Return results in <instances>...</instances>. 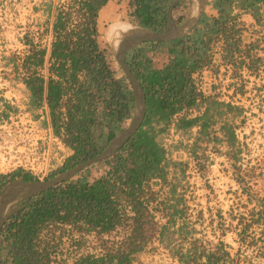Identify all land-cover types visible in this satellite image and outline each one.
I'll return each mask as SVG.
<instances>
[{
    "label": "trees",
    "instance_id": "obj_1",
    "mask_svg": "<svg viewBox=\"0 0 264 264\" xmlns=\"http://www.w3.org/2000/svg\"><path fill=\"white\" fill-rule=\"evenodd\" d=\"M108 1L67 0L57 8L49 53L51 64L46 78L31 69L43 65L44 49L33 47L31 54L24 58L23 66L28 72L24 81L31 94V108L37 109L43 100L46 101L54 132L63 135L64 143L72 150L64 166L47 178L99 153L123 129L121 123L132 114L134 98L130 84L124 75L119 79L114 77L108 64V46L102 47L97 41L99 10ZM171 1L131 0V17L145 27L163 30ZM262 4L264 0H212L216 17L202 19L200 26L182 38L166 43L149 42L156 48H165L170 56L161 69L153 67L144 45L129 50L127 62L141 82L146 97L141 127L118 153L99 162L108 166L104 174L99 173L96 163L72 179L21 201L20 205H25L12 213L1 227L2 264H48L49 249L59 224L70 226L71 234L93 235L102 251L79 258L74 264H132L136 254L146 249L152 238L149 231L154 229L141 197L150 190V180L157 178L165 183L168 167L178 164L166 158L157 136L164 132L175 113L197 105L196 98L201 95L195 90L192 74L209 63L212 42L221 38L224 58L237 66L247 62L249 69L255 71L259 64L264 65V54H258V50L264 52L259 39L241 48L243 26L238 24L233 13L235 9L251 11L257 17ZM180 5L178 2L175 8ZM257 25L264 28V19ZM202 100L207 106L204 113L194 118L181 117L177 122L181 129L199 124L198 141L208 140L209 134L215 133L208 107L221 106L214 100ZM218 130L227 142V154L235 160L236 167L234 132L225 125ZM214 140L220 141L217 136ZM198 143L194 144L193 152H203L204 147ZM246 175L251 180L254 177L253 171ZM16 177L37 180L20 171L0 175V189ZM234 177L241 193L247 196L243 205L247 210L236 218L233 229L237 253L242 247H250L255 249L257 257L264 258V194L251 191L244 176L235 174ZM173 191L175 186L172 185L171 194ZM149 199H154L153 193ZM125 204L131 206L133 216H127ZM248 205L252 206L248 208ZM128 225L131 226L130 234L120 236L118 233L119 238L111 237L117 228ZM164 226L160 227L158 241L168 248L162 236ZM45 228L49 230L41 240L40 233ZM183 231L179 230L181 238ZM170 251L183 264H236L237 258L224 250L223 243L211 251L193 241L186 251L181 245ZM201 257H205V262L200 263Z\"/></svg>",
    "mask_w": 264,
    "mask_h": 264
},
{
    "label": "built area",
    "instance_id": "obj_2",
    "mask_svg": "<svg viewBox=\"0 0 264 264\" xmlns=\"http://www.w3.org/2000/svg\"><path fill=\"white\" fill-rule=\"evenodd\" d=\"M67 0H58L57 7ZM45 0H0V175H10L20 171L28 174L37 180H43L61 169L72 150L63 141V135L54 132L50 121L45 120L42 112L38 116L31 108V94L27 88L24 78L28 72L23 66L24 58L31 54V49H44L45 59L42 66L32 67L45 78L49 75V53L51 43L54 38L53 23L55 16H51L45 9ZM256 32L260 47L264 48V28L257 25ZM258 54H264L258 50ZM239 59V58H238ZM110 65V63L108 62ZM237 64V63H236ZM227 61L224 58L223 40L220 38L212 42L210 46V61L206 65L198 68L192 74L195 90L201 96L196 98V106L184 107L175 113L164 132L157 136V140L165 150V156L172 160V154L176 148H180L185 155L181 171L169 179L167 178L161 190H150L141 200L145 202L146 215L153 223L152 238L148 242L146 251L157 250L171 264L178 259L171 253L170 249L164 247L159 241V230L163 223L168 221L169 210L167 204L171 199L170 189L177 180L175 193L184 199L185 205H190L192 201L190 194L199 190H206L211 185L210 172L216 169L228 180L235 181L234 167H230L231 158L227 154L229 147L222 134H209V139L198 141L200 125H194L188 129L177 127L179 118H194L201 115L206 108V103L202 98L214 100L224 106L240 107L243 110L241 122L233 126L235 137L234 151L236 152L237 165L242 168H253L252 159L248 156L250 134H258L256 129L249 130L244 125L245 107L241 104L243 89L247 88L249 79L253 78L255 89L261 96H264V65L259 64L255 71L249 69L246 63L241 66ZM110 67V66H109ZM113 72L112 68L110 67ZM114 77L115 73L113 72ZM116 78V77H115ZM240 99V100H239ZM46 101L43 100V104ZM264 107V104H263ZM129 120H126V122ZM253 131V133L251 132ZM217 136L220 141L215 142ZM196 142L204 147L203 152H193ZM257 147L264 154V126L261 131L260 140ZM202 154L204 157H202ZM125 155V153H124ZM169 173V169H168ZM235 183H237L235 181ZM154 194V199L150 200V194ZM189 208V206H188ZM125 212L128 217L134 215L131 206L125 204ZM189 210V209H188ZM131 224V222H129ZM50 248V262L48 264H74L79 258L89 254H99L90 252L88 248L89 238H94L90 234H79L70 232V226L59 224ZM66 230L69 237V244L65 249L59 244L63 240V233ZM49 229H43L40 239L44 240ZM131 226L117 228L111 233V237L119 238L121 235L130 234ZM117 233V234H116ZM120 236H117L119 235ZM67 237V236H66ZM95 239V238H94ZM156 241L153 242L152 241ZM96 241V239H95ZM156 246H155V245ZM63 253L61 261L56 260L58 246ZM68 250V255L66 251ZM228 251L227 249H224ZM70 256V258H67ZM59 257V256H58ZM57 257V259H58ZM136 257L132 264L136 263ZM227 264V263H226Z\"/></svg>",
    "mask_w": 264,
    "mask_h": 264
},
{
    "label": "rangeland",
    "instance_id": "obj_3",
    "mask_svg": "<svg viewBox=\"0 0 264 264\" xmlns=\"http://www.w3.org/2000/svg\"><path fill=\"white\" fill-rule=\"evenodd\" d=\"M131 0H124L121 2H117L114 5V9L111 13H107L106 9L102 13L103 17L100 20L99 32H100V41L102 44H106L108 46V52L110 53L109 63L113 72L120 77L124 75L122 69L120 68L117 61L114 59V56L111 52L110 46L108 44L109 37L111 33L109 29L114 28V24L119 22H137L134 18L131 17L130 12L132 8L129 3ZM189 14L187 0H182L180 7H178L174 13L172 14L173 19L176 24L187 18ZM178 22V23H177ZM99 24V21H98ZM125 25V24H123ZM118 27V26H117ZM153 44H149L147 46H152ZM148 47V48H150ZM256 81L251 78L247 84V88L243 89V95H241V104L245 107L244 110L247 113L245 115L244 125L247 126L249 130L256 129L258 134H250L249 139V147H248V156L251 157L253 168L245 167L242 168L241 165H237L234 167L235 173L237 176H244V180L248 181L251 188V191L254 193L263 192L264 186V154L260 152L259 147H257V143L260 140L261 131L264 126V96H261L259 92L255 89ZM240 100V99H239ZM126 127V126H125ZM253 133V131H251ZM102 167V163H97L98 170ZM237 168L239 170H237ZM253 171V179H249V175H246L248 172ZM211 177V185H208L206 190H199L198 192L190 194L191 202L189 203L188 212L190 215L194 216L196 222V228L199 232L205 231L210 236L211 234H220V231H223L225 228L232 226L235 227L237 223L236 218L239 217V214L242 212L245 213L247 209L243 207L246 203L247 196L241 193L240 186L232 180H228L221 173H218L216 169L210 172ZM45 180V179H43ZM221 204L226 208V215L218 222L217 210L220 209ZM21 206V205H17ZM252 205H248V208ZM223 216V215H222ZM224 219V220H223ZM227 223V227L225 224ZM221 224V225H220ZM224 225V226H223ZM60 233H63V240L59 243L62 249H65L69 244V237L66 234V230L61 229ZM204 235H207L204 233ZM67 236V237H66ZM202 237V236H201ZM88 242V248L90 252H98L99 248L94 238L90 237ZM152 241L151 244H153ZM157 244V242H156ZM60 245L58 246V252L55 255L56 260L64 261L62 259L63 253L60 251ZM155 245V244H154ZM156 246V245H155ZM236 248H238L236 246ZM68 255V250L66 251ZM146 256L143 259H137L135 264H171L167 261L157 250L146 251ZM236 255V264H255L254 261L258 258L256 256V251L253 248L242 247L241 250L237 253L234 252V256ZM59 256V257H58ZM58 257V259H57ZM67 258H70L68 256Z\"/></svg>",
    "mask_w": 264,
    "mask_h": 264
},
{
    "label": "crops",
    "instance_id": "obj_4",
    "mask_svg": "<svg viewBox=\"0 0 264 264\" xmlns=\"http://www.w3.org/2000/svg\"><path fill=\"white\" fill-rule=\"evenodd\" d=\"M45 1H46L45 3L46 11L48 12L49 15L55 16L57 8H58L57 7L58 0H45ZM121 1H124V0H109L107 4L99 10L98 19H97V21H99V24H97L98 26L97 41L99 45H101L102 47L107 46L106 44H102L100 41L101 34L99 32V26H100V20L103 17L102 11L106 9L107 13H111L112 10L114 9L115 3L121 2ZM177 8L173 9L172 14ZM188 11L190 14V1L188 5ZM233 13L236 15L238 24L243 26V30L241 31V34H240L241 48H243L245 45L250 44L251 42L256 40L257 37L259 36V34L256 32L255 29H256L257 23L261 19H264V4L259 6L257 10V17H255L253 12L251 11L243 12L241 10L235 9ZM189 14L187 18L189 17ZM216 16H217V10L213 7L212 0H207V3L203 9L199 22L202 19H208V18H212ZM187 18L179 22L177 25L183 24L187 20ZM199 22L194 27L200 26ZM141 45H144L143 47H147L146 55L148 56V58H150L153 67L157 69H161L168 63L170 56L165 48H159V47L156 48L153 45L151 47L147 46L149 45V42L143 43ZM115 77L119 79L122 76L120 77L119 74L117 75L115 74ZM205 110L201 112V114L204 113ZM33 111L36 116H38L39 112H42L45 120L50 121V112H49L47 103L43 104V106L41 104L39 108L33 109ZM207 113L211 121L213 130L217 131V133L215 134L220 133L218 129L223 125H225L227 128H230L231 131H233V126L240 123L241 119L243 118L242 108L235 107V106H224L222 104L221 106H218L217 108H213L212 106H209L207 109ZM132 114H133V111H132ZM132 114L130 115L129 118L125 119L121 123V126L123 128H125V126L127 127L128 124L130 123ZM126 120H129V121L126 122ZM184 160H185L184 153L182 152L180 148H176L172 154L171 161L177 162L178 164H177V167H172V166L168 167L169 169V173H167L168 179L172 176H176L181 171L182 163H184ZM229 165L231 168L235 167V160H231ZM107 170H108V166L102 163V167L99 169V173L104 174ZM16 178H21V177H16ZM165 183L161 181L160 179L156 178V179L150 180L149 186L153 190H161ZM177 184H178L177 180L175 179V183L173 184V186H175V189L177 187ZM188 206L189 205H185L184 199L182 197H178L175 191H173V194H171L170 202L169 204H167V207L169 210L168 221L162 224V225H165L163 228L162 236L168 248L172 250L176 246L181 245L183 251H186L191 246L192 242L194 241L196 244H199V245L202 244L207 248V250L212 251L219 245V243H223L224 249H227L230 256L234 257V252L237 251L238 249L236 248V246L238 247V244L235 241L236 237H235V233L233 232L234 228L230 226L229 229L225 228L223 231H220V234L218 233L211 234V236L205 231L199 232V230H197V228L195 227L196 222H195L194 216L190 215V212H188ZM225 209L226 208L221 204L220 209L217 210L218 222L222 220L223 217H225L226 215ZM225 227H227V223L225 224ZM180 229L184 230L182 238L179 236ZM204 233H206L207 235H204ZM144 256H146L145 252L138 253L136 254V259H143ZM205 260H206L205 257H201L200 263L205 262ZM251 261L255 264H264V258L258 257L255 261L253 259H251L250 262ZM174 264H183V263H180L179 261H177Z\"/></svg>",
    "mask_w": 264,
    "mask_h": 264
},
{
    "label": "water",
    "instance_id": "obj_5",
    "mask_svg": "<svg viewBox=\"0 0 264 264\" xmlns=\"http://www.w3.org/2000/svg\"><path fill=\"white\" fill-rule=\"evenodd\" d=\"M189 1L190 14L187 20L181 25H177L172 16V11L177 5L178 0H172L167 6L166 25L163 30L145 27L139 22H119L114 24L116 27L111 30L112 37L111 40L108 41V44L114 59L122 69L133 93L134 108L130 123L127 127L117 133L99 153L76 163L53 177L45 180H24L23 178H15L7 182L0 189V231L3 223L9 218V216L25 205L23 204L21 206H17L19 202L23 200L26 201L35 194L45 192L65 181L72 179L81 170L89 167L90 165L113 157L137 132L145 117L146 97L141 82L127 62V52L143 43H166L186 36L199 22L203 9L207 3V0ZM123 24H125L126 27L117 28V26H121ZM21 191H26L27 194L21 198H16V193ZM7 205L14 207L8 214L3 215L2 212ZM0 264H2L1 257Z\"/></svg>",
    "mask_w": 264,
    "mask_h": 264
},
{
    "label": "bare ground",
    "instance_id": "obj_6",
    "mask_svg": "<svg viewBox=\"0 0 264 264\" xmlns=\"http://www.w3.org/2000/svg\"><path fill=\"white\" fill-rule=\"evenodd\" d=\"M118 27H119V28H123V27H126V26H125V25H121V26H118ZM118 27H117V28H118ZM114 28H115V27H114ZM114 28L109 29V32L111 33V35H110V37H109V40H111V37H112V32H111V30L114 29ZM25 194H27L26 191H21V192L16 193L15 196H16V198H21V197H23ZM13 207H14V206L11 207V205H7V206L4 208L2 214H3V215L8 214V213L10 212V210H11Z\"/></svg>",
    "mask_w": 264,
    "mask_h": 264
},
{
    "label": "flooded vegetation",
    "instance_id": "obj_7",
    "mask_svg": "<svg viewBox=\"0 0 264 264\" xmlns=\"http://www.w3.org/2000/svg\"><path fill=\"white\" fill-rule=\"evenodd\" d=\"M178 2H182V0H178ZM187 4L189 5V0H187ZM20 204H21V202L18 203V205H20Z\"/></svg>",
    "mask_w": 264,
    "mask_h": 264
}]
</instances>
